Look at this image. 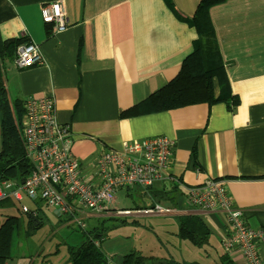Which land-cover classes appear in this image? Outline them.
<instances>
[{
  "label": "crops",
  "instance_id": "obj_1",
  "mask_svg": "<svg viewBox=\"0 0 264 264\" xmlns=\"http://www.w3.org/2000/svg\"><path fill=\"white\" fill-rule=\"evenodd\" d=\"M54 1L58 0H0L2 38L20 39L21 44L33 41L44 57V63L25 69H19L14 59L7 63L12 97L23 102L30 97L54 98L58 119L71 127L72 151L88 182L94 179L96 156L105 149L122 151L124 142L158 135L175 141L169 167L172 180L158 181L149 188L122 189L131 194L138 188L141 203L124 206L116 196L110 213L86 217L85 229L78 227L82 234L80 239L74 235L77 244L72 246L82 243L87 221L98 216L115 223L103 230L102 240H96L108 264H122L131 252L148 258L145 264H247L240 253L225 250L224 218L185 205L182 193L185 187L208 179H223L233 205L244 211L248 225L264 230V0H225L209 10L231 92L240 99L238 105L230 108L226 101L202 102L129 117H122L121 112L169 84L193 53L198 32L182 18L193 16L200 0H59L69 20L61 32L42 20V6ZM221 91L215 78V96ZM174 185L179 190L177 203L154 197L158 191L173 190ZM35 203L27 204L33 208ZM155 204L171 208L170 213L137 212ZM37 209L31 215L36 219L33 222L28 214H10L0 206V225L9 215L20 216L29 233L39 238L36 243L46 245L54 235L39 236L49 218L42 207ZM118 210H129L133 217L116 214ZM194 217L211 233L201 246L178 234L182 220ZM29 221L40 228L30 229ZM94 229L98 231L99 225ZM63 232L71 235L69 229ZM186 241L198 247L197 251ZM21 245L15 258L4 264H49L54 255L49 253L46 258L43 250L33 255L20 250ZM164 248L166 253H160ZM204 248L206 263L196 258ZM259 249L264 257V242Z\"/></svg>",
  "mask_w": 264,
  "mask_h": 264
},
{
  "label": "built area",
  "instance_id": "obj_2",
  "mask_svg": "<svg viewBox=\"0 0 264 264\" xmlns=\"http://www.w3.org/2000/svg\"><path fill=\"white\" fill-rule=\"evenodd\" d=\"M41 15L43 23L53 24L56 32L69 26L62 1L44 4ZM14 63L19 69L44 63L40 45L33 41L19 45ZM24 109L23 140L34 171L22 179L24 182H0V202L13 199L24 214L36 215L33 210L45 204L58 217L85 229L86 217L110 213L109 207L119 190L149 188L158 181L172 180L169 167L175 141L158 135L124 142L122 151H102L93 163L94 179L88 182L82 174L81 161L72 151L71 127L58 119L54 98L30 97L24 102ZM182 194L185 205L224 218L222 244L228 253H240L247 264H264L259 249L264 242V230L248 225L244 211L233 205L223 179H208L200 185L185 187ZM26 199L36 202L33 208L24 203ZM170 211L169 207L155 204L137 212L166 215ZM115 213L130 215L131 211Z\"/></svg>",
  "mask_w": 264,
  "mask_h": 264
},
{
  "label": "trees",
  "instance_id": "obj_3",
  "mask_svg": "<svg viewBox=\"0 0 264 264\" xmlns=\"http://www.w3.org/2000/svg\"><path fill=\"white\" fill-rule=\"evenodd\" d=\"M224 1L200 0L194 15L182 18L189 25L194 26L198 32V38L193 43V53L185 59L176 78L143 102L122 111V117L162 112L202 102L213 104L226 101L230 102V108L239 104V97L231 92L226 67L209 14L213 5ZM168 2L172 5L171 1ZM21 43L20 39H3L0 34V121L2 132L0 182L22 180L29 177L34 171L33 164L26 156L23 140L24 102L12 97L6 78L7 63L15 58L17 47ZM215 78L219 80L222 90L218 97L214 93ZM173 188L171 191H158L154 197L175 204L178 201L177 192L179 190L176 185ZM12 200L10 198L3 200L0 202V206H13ZM20 213L24 214L22 211ZM20 219V216L9 215L0 225V264H4L17 255ZM29 227L32 230L40 228L35 227L31 221H29ZM94 230V233L84 231V240L81 244L68 245L69 259L66 264H108L107 256L95 243L98 239L102 240L105 235L103 231ZM27 233L31 235L29 229ZM178 234L182 239H188L193 244L201 246L208 241L211 233L198 217H194L182 220ZM147 260L148 258L131 252L124 258L122 264H145Z\"/></svg>",
  "mask_w": 264,
  "mask_h": 264
},
{
  "label": "rangeland",
  "instance_id": "obj_4",
  "mask_svg": "<svg viewBox=\"0 0 264 264\" xmlns=\"http://www.w3.org/2000/svg\"><path fill=\"white\" fill-rule=\"evenodd\" d=\"M138 191H140L138 188H135L134 191L129 194L127 191L121 190L120 192L117 193V198L119 199V203H123L124 206H132L133 203H141V197L138 195ZM12 200V199H10ZM12 203L14 204L13 206L7 207L9 210L6 212L10 214H17L20 215L18 206L15 203V200H12ZM24 203H32L29 200H25ZM41 204V203H39ZM42 209L47 215L49 219H46V227L41 230L39 233L43 239H47V236L51 234L54 235L52 240L48 242L46 245L44 243H36L39 238L38 237H33L32 235H29L27 233V227L25 226L24 220L21 218V223H20V231H19V237L17 241V245H19V242H21V249L22 251H30L31 254L36 255L38 252H41L43 254H47L46 258L49 257V253H54V255H51L49 257V264H66L67 260L69 259V251L67 250L68 245H73L77 244V238L76 236L79 237L82 234V232L78 229V226L76 223H70V226H66L65 222H61L58 218H56L51 209L47 207L45 204L42 205ZM43 215V214H42ZM41 215V216H42ZM44 215V216H45ZM125 217L132 218L133 216L131 215H126ZM2 218V217H1ZM100 218L98 216H94L90 218L87 221V230L89 232L94 233V226L99 225L100 229L98 232H102L105 228H110L114 227L115 223L111 219H105ZM64 223V227H61V224ZM69 229L71 232L70 234H66V232H63L65 230ZM54 233V234H53ZM78 234V235H76ZM76 235V236H74ZM71 237V238H69ZM187 242V243H186ZM186 245H189V247H192L189 242L186 241ZM25 245V246H24ZM187 247H185V255L188 254ZM193 251H197L198 247H192ZM57 251V253H55ZM160 253H166V249H160ZM177 254V253H176ZM197 260H199L202 263H206L208 260V256L206 254V249L204 248V251L199 250L198 254L196 255Z\"/></svg>",
  "mask_w": 264,
  "mask_h": 264
},
{
  "label": "water",
  "instance_id": "obj_5",
  "mask_svg": "<svg viewBox=\"0 0 264 264\" xmlns=\"http://www.w3.org/2000/svg\"><path fill=\"white\" fill-rule=\"evenodd\" d=\"M22 182H24V180H22ZM138 213H141V212H138ZM129 214H131V213H129ZM30 218H31V220H32L33 222H35V220H36L35 217L31 216Z\"/></svg>",
  "mask_w": 264,
  "mask_h": 264
}]
</instances>
